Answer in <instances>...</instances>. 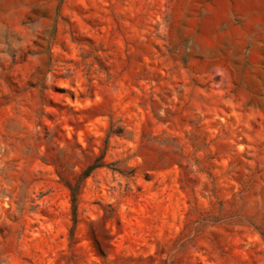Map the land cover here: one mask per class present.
I'll list each match as a JSON object with an SVG mask.
<instances>
[{"label": "rangeland", "instance_id": "rangeland-1", "mask_svg": "<svg viewBox=\"0 0 264 264\" xmlns=\"http://www.w3.org/2000/svg\"><path fill=\"white\" fill-rule=\"evenodd\" d=\"M0 264H264V0H0Z\"/></svg>", "mask_w": 264, "mask_h": 264}]
</instances>
